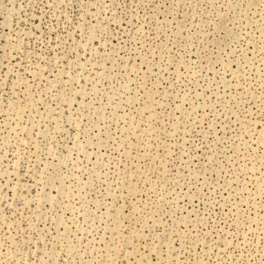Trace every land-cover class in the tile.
Returning <instances> with one entry per match:
<instances>
[{
    "label": "rangeland",
    "instance_id": "rangeland-1",
    "mask_svg": "<svg viewBox=\"0 0 264 264\" xmlns=\"http://www.w3.org/2000/svg\"><path fill=\"white\" fill-rule=\"evenodd\" d=\"M0 264H264V0H0Z\"/></svg>",
    "mask_w": 264,
    "mask_h": 264
}]
</instances>
